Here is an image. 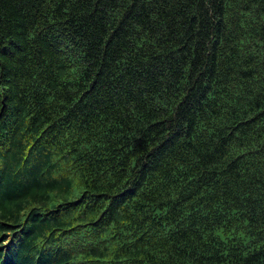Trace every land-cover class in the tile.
<instances>
[{
  "label": "trees",
  "instance_id": "16d2710c",
  "mask_svg": "<svg viewBox=\"0 0 264 264\" xmlns=\"http://www.w3.org/2000/svg\"><path fill=\"white\" fill-rule=\"evenodd\" d=\"M0 264H264V0H0Z\"/></svg>",
  "mask_w": 264,
  "mask_h": 264
}]
</instances>
